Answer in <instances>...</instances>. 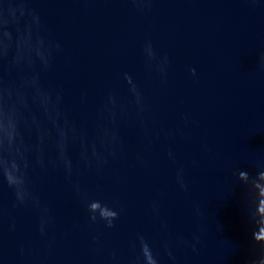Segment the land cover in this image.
I'll list each match as a JSON object with an SVG mask.
<instances>
[{"label": "water", "instance_id": "obj_1", "mask_svg": "<svg viewBox=\"0 0 264 264\" xmlns=\"http://www.w3.org/2000/svg\"><path fill=\"white\" fill-rule=\"evenodd\" d=\"M260 172L264 0H0V264H264Z\"/></svg>", "mask_w": 264, "mask_h": 264}, {"label": "clouds", "instance_id": "obj_2", "mask_svg": "<svg viewBox=\"0 0 264 264\" xmlns=\"http://www.w3.org/2000/svg\"><path fill=\"white\" fill-rule=\"evenodd\" d=\"M259 175H260V176H264V172H260ZM248 176H249V173H248V172H246V171H242V172L239 173V180H240L242 183H245L246 178H247ZM97 209H99V210L101 211V215H102V216H108V217H111V219H110L109 221H111V220H113V219L116 218V213H115L114 211H112V210H110V209H107L106 207H102V206L100 205L99 202H92V203L89 205V211H90L91 213H93V215H92V217H91L93 220H95V218H96V215H95L96 213H95L94 210H97ZM109 226H111L110 223H109ZM260 232H261V233H264V228L260 229ZM254 238L257 239L258 241H259V240H264V236H261V235H255V234H254ZM152 264H154V260H153V259H152Z\"/></svg>", "mask_w": 264, "mask_h": 264}]
</instances>
